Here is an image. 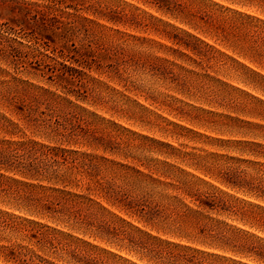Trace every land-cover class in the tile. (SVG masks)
I'll use <instances>...</instances> for the list:
<instances>
[{
    "label": "rangeland",
    "instance_id": "rangeland-1",
    "mask_svg": "<svg viewBox=\"0 0 264 264\" xmlns=\"http://www.w3.org/2000/svg\"><path fill=\"white\" fill-rule=\"evenodd\" d=\"M0 264H264V0H0Z\"/></svg>",
    "mask_w": 264,
    "mask_h": 264
}]
</instances>
